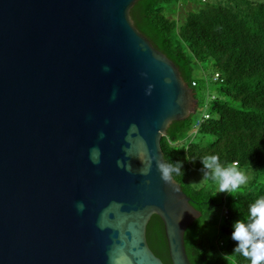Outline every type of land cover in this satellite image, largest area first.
<instances>
[{"label":"water","instance_id":"1","mask_svg":"<svg viewBox=\"0 0 264 264\" xmlns=\"http://www.w3.org/2000/svg\"><path fill=\"white\" fill-rule=\"evenodd\" d=\"M137 1L0 0V264H165L153 215L172 264H193L202 213L158 161L199 99L135 25Z\"/></svg>","mask_w":264,"mask_h":264},{"label":"trees","instance_id":"2","mask_svg":"<svg viewBox=\"0 0 264 264\" xmlns=\"http://www.w3.org/2000/svg\"><path fill=\"white\" fill-rule=\"evenodd\" d=\"M190 1L200 9L186 11L185 17H173L175 11L167 9L171 3L187 7ZM131 15L176 63L199 99L196 113L174 121L161 140L166 163L182 164L172 176L202 213L186 230L188 257L193 264H250L234 252L232 232L234 223L249 215L250 205L264 197V0H138ZM208 93L210 102L202 106L200 96ZM201 108L207 110L196 115ZM207 155L245 170L249 177L243 191L227 192L222 199L192 183L193 173L205 170L201 159ZM222 204L226 207L212 242L208 226ZM147 238L156 255L172 264L158 215L149 222Z\"/></svg>","mask_w":264,"mask_h":264},{"label":"clouds","instance_id":"3","mask_svg":"<svg viewBox=\"0 0 264 264\" xmlns=\"http://www.w3.org/2000/svg\"><path fill=\"white\" fill-rule=\"evenodd\" d=\"M206 1V0H203ZM101 137L103 134L101 133ZM98 153V149H94ZM205 169L210 170V176L218 184V192L235 194L243 191V185L247 183V176L238 169L237 164L222 165L217 155H207L201 159ZM98 163V159H93ZM152 161H147L142 173L147 175L151 170ZM161 178L170 182L171 173H179L182 164L177 162L169 164L158 161ZM209 175L208 173L205 174ZM83 204L78 208L83 210ZM232 239L237 242L234 252L246 258L250 264H264V197L255 200L249 207V215L243 220H237L233 225Z\"/></svg>","mask_w":264,"mask_h":264},{"label":"rangeland","instance_id":"4","mask_svg":"<svg viewBox=\"0 0 264 264\" xmlns=\"http://www.w3.org/2000/svg\"><path fill=\"white\" fill-rule=\"evenodd\" d=\"M181 5L182 4H176V3H171V4H168L167 5V9H169L170 11H175V14L176 15H174L173 17H178V16H183V17H185L186 16V11H189V10H199L200 9V7H197L195 4H194V2L193 1H190L188 4H187V7L186 6H184L183 8L181 7ZM185 8V9H184ZM178 13V14H177ZM199 75L201 76V75H203V72H199ZM210 93H208L206 96H203L204 94H202L200 97H201V101H202V106H204L205 105V103H208V102H210V95H209ZM203 110H207V108H201L198 112H197V114L196 115H200L202 112H203ZM240 171H242L246 176H247V180H248V174L246 173V171L245 170H243V169H240V168H238ZM206 173H208L209 175H205ZM190 181L192 182V183H194V184H197V185H204V186H206V187H208L209 189H212V190H214V191H216V192H218V184L215 182V181H213L212 179H211V176H210V170H207V169H205V170H203V171H195L194 173H193V177L190 179ZM195 181V182H194ZM219 193V192H218ZM227 192H221V193H219L220 195H221V197H222V199H224L225 198V194H226ZM228 194V193H227ZM225 201V200H224ZM225 203H227L226 201H225ZM226 206H225V204H222V205H219V206H217L216 207V210H215V212H214V216H213V222L208 226L209 227V229H208V231H209V241H212V242H216V235H215V225H216V221L218 220V219H220L221 218V216L223 215V213H224V208H225Z\"/></svg>","mask_w":264,"mask_h":264}]
</instances>
